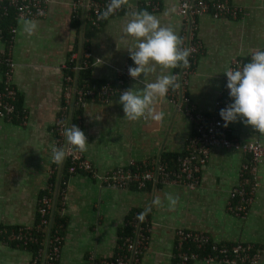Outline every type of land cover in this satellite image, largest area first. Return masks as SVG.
I'll use <instances>...</instances> for the list:
<instances>
[{
	"label": "crops",
	"instance_id": "0c3cea01",
	"mask_svg": "<svg viewBox=\"0 0 264 264\" xmlns=\"http://www.w3.org/2000/svg\"><path fill=\"white\" fill-rule=\"evenodd\" d=\"M227 1L239 7L242 14L235 18L214 19L208 13L195 17L194 34L202 48L187 74L186 94L198 111L207 114L213 111V100L229 61L247 60L257 50L264 51V0ZM152 2L157 3V9L149 8ZM174 4L175 0H128L125 9L101 20L88 35L87 50L98 62L87 68V75L96 82L113 77V67L121 64L128 53L126 49L134 44L131 37L122 38V29L134 12L153 14L161 25L170 26L179 35L181 25ZM23 21L13 22L10 57L16 104L25 109V122L0 119V264H27L28 249L4 235L14 226L37 220V199L47 181L56 183L59 176L63 192L55 198L53 208V216L61 225L57 264H89L88 253H93L99 262L112 258L128 234L123 223L133 212L149 207L147 244L136 264H171L176 229L206 236L207 244L250 243L261 251L257 264H264V159L256 165V186L241 217L225 209L228 191L237 180L244 158L240 151L232 149L208 150L193 190L147 184L139 189H115L103 187L86 173L52 170L49 147L54 138L52 125L61 96L62 74L66 72L62 65L66 64L67 54L79 46V32L69 18V0H49L44 16L33 20L38 22V28L31 37L22 32ZM176 69L163 73L157 69L147 81L154 82L158 75L171 74ZM136 83L131 78L127 89ZM118 100L113 97L105 103L87 104L80 116L79 126L89 143L87 151L81 153L98 173L125 166L129 161L147 163L157 157L170 163L182 151L190 124L165 98L154 105L155 111L163 112L162 121L150 117L127 121ZM225 130L240 141L257 138L264 144V134L239 119ZM168 194L179 197L172 210ZM157 198L158 205L154 203ZM186 264L224 263L190 259Z\"/></svg>",
	"mask_w": 264,
	"mask_h": 264
},
{
	"label": "built area",
	"instance_id": "2783aa9c",
	"mask_svg": "<svg viewBox=\"0 0 264 264\" xmlns=\"http://www.w3.org/2000/svg\"><path fill=\"white\" fill-rule=\"evenodd\" d=\"M49 0H0V18L11 13L14 20H35L44 16ZM108 0H69V18L77 24L80 43L77 49L71 50L66 64L62 67L61 96L56 116L52 125L53 140L49 151L53 155L54 148H63L66 153L67 164L65 173L83 172L100 185L108 188H142L150 186H182L188 190L196 188L200 166L207 158L211 147H220L240 151L243 160L239 164L237 180L229 189L225 201V209L233 216L241 217L251 202L253 189L256 186L255 169L258 162L264 159V144L257 138L240 141L226 134L224 121L219 115L220 109L232 102L226 88L227 77L224 74L221 88L213 100L212 113H203L195 108L186 94L187 74L190 73L197 54L201 51L200 40L194 34L195 17L208 13L212 18H235L242 14V10L227 0H175L174 13L179 17V36L182 37V47L189 50V67H179L171 74L179 76L180 87L175 91L169 89L166 101L176 111L183 114L190 124V134L184 142L181 152L176 153L170 163L157 157L147 163L129 161L125 166H118L98 173L82 153L67 143L64 136L66 127L74 124L79 127L80 116L72 114L90 103H105L111 98H119L121 92L127 89V82L131 79L128 68L134 66L129 54L124 57L118 67H113V77L100 82H77V72L87 68L98 59H91L87 50L86 38L82 36L83 29H95L100 21L97 16L104 10ZM148 4V3H147ZM151 10L157 9V3H149ZM125 9L123 6L120 11ZM114 14V15H115ZM14 26L8 28L9 37L1 39L3 47L0 49V119L4 121L25 122L24 108L15 106L17 92L12 84L13 61L10 57V47L13 39ZM1 37V36H0ZM241 58H232L226 68L236 70L250 62ZM68 62L71 64L69 65ZM225 71V72H226ZM53 162V161H52ZM61 165L54 163L52 170L56 173ZM50 174V173H49ZM61 175V174H60ZM55 176V175H54ZM62 179L56 178V183L47 181L45 192L39 195L36 202L37 220L32 224L17 225L4 235L7 240L28 249L27 264H57L61 235L60 222L53 216L56 205L55 198L62 194ZM61 199V197H60ZM61 202V200H59ZM135 211L123 223L127 233L123 236L120 251L110 259L94 258L88 253L89 264H136L141 253L146 248L149 232V222L137 219ZM175 251L171 264H186L190 259H198L204 263L218 262L224 264H257L261 251L250 243L234 242L231 244H207V237L176 229ZM192 243L194 246H190Z\"/></svg>",
	"mask_w": 264,
	"mask_h": 264
},
{
	"label": "clouds",
	"instance_id": "9594fccd",
	"mask_svg": "<svg viewBox=\"0 0 264 264\" xmlns=\"http://www.w3.org/2000/svg\"><path fill=\"white\" fill-rule=\"evenodd\" d=\"M127 4L128 0H108L97 19L107 20ZM37 28L36 21L26 19L22 22V32L28 37L35 34ZM128 37L134 41L133 46L126 49L134 64L128 68V74L137 83L121 92L119 96L117 103L122 105L123 118L130 122L147 117L154 121H162L164 114L155 111L154 105L167 96L169 89L175 91L180 87L179 76L161 74L154 82H148L147 77L156 73L157 69L163 73L165 70L189 67L190 52L181 46L182 37L170 26L161 25L160 20L147 11L131 14L122 29V38ZM224 74L227 77L226 88L232 102L219 111L224 121L222 127L227 128L230 123H235L239 119L246 126L250 125L256 132L264 134V51L257 50L252 54L250 62L244 64L242 68L229 69ZM64 136L67 143L76 150L87 151L89 143L80 126L71 124L66 127ZM65 158L63 148L53 149V163L62 165ZM166 199L170 210L174 209L179 201L178 196L174 197L171 194H168ZM154 203L160 204L159 198ZM150 211V207L146 208L137 214V219L143 222Z\"/></svg>",
	"mask_w": 264,
	"mask_h": 264
},
{
	"label": "trees",
	"instance_id": "16d2710c",
	"mask_svg": "<svg viewBox=\"0 0 264 264\" xmlns=\"http://www.w3.org/2000/svg\"><path fill=\"white\" fill-rule=\"evenodd\" d=\"M1 25L3 24L2 28L0 29V33H1V39H6L9 37V32H8V28L11 27V26H14L13 22L15 21L14 18H13V15L11 13H9L8 15L4 16V17H1ZM73 21V20H72ZM73 25L76 27L77 29V24L75 23V21H73ZM91 29H88V28H84L83 29V33H82V36H84L86 38V43H87V40H88V35H89V32H90ZM81 39V38H80ZM69 54V53H68ZM67 54V56H68ZM67 63V62H66ZM68 64L70 65L71 63L68 62ZM88 68V67H87ZM87 68H84V69H81L80 71L77 72V78H76V81L79 83V82H82V81H86V82H96L94 80H92L88 75V69ZM16 104V102H15ZM15 106L18 107V105L16 104ZM75 115L72 114V118L74 120L76 114L78 115H81V111L80 109L76 110L74 112ZM81 118V117H80ZM66 162L64 161L63 164L61 165V173H65V170H66ZM43 192H45V189L43 190ZM57 220V219H56ZM60 222V221H59Z\"/></svg>",
	"mask_w": 264,
	"mask_h": 264
}]
</instances>
